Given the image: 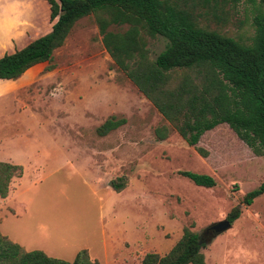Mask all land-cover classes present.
I'll return each mask as SVG.
<instances>
[{
    "label": "rangeland",
    "instance_id": "obj_1",
    "mask_svg": "<svg viewBox=\"0 0 264 264\" xmlns=\"http://www.w3.org/2000/svg\"><path fill=\"white\" fill-rule=\"evenodd\" d=\"M5 5L0 0V54L51 25L47 19L43 28L17 33L25 13ZM252 15L250 0H238L229 21L211 27L247 40ZM146 43L154 57L165 39ZM110 116L124 122L99 135ZM161 126L166 137L156 139ZM0 161L22 167L0 198V234L25 251L70 261L84 248L98 264H141L188 227L205 236V264H264V192L241 203L264 182V155L255 156L225 123L187 144L115 67L91 16L73 24L50 61L0 80ZM181 171L207 174L214 185H195ZM235 205L239 216L208 238L205 228Z\"/></svg>",
    "mask_w": 264,
    "mask_h": 264
},
{
    "label": "trees",
    "instance_id": "obj_2",
    "mask_svg": "<svg viewBox=\"0 0 264 264\" xmlns=\"http://www.w3.org/2000/svg\"><path fill=\"white\" fill-rule=\"evenodd\" d=\"M45 1L49 31L2 53L0 80H14L31 66L50 61L73 24L91 16L112 63L187 144L195 145L203 132L225 123L255 156L264 155V0H250L252 34L247 40L211 27L227 23L238 0ZM156 36L164 38L165 44L150 57L146 38ZM123 122L110 116L96 131L104 135ZM154 135L164 139L166 128H156ZM180 173L195 185H214L207 174ZM21 174L19 164L0 161V198L7 195L11 179ZM121 187L112 184L115 191ZM263 192L264 182L247 191L241 203L249 205ZM240 211L233 206L225 219L231 223ZM204 237L184 227L165 253H145L141 264H205ZM0 264L98 263L84 248L67 261L37 249L25 251L0 234Z\"/></svg>",
    "mask_w": 264,
    "mask_h": 264
},
{
    "label": "crops",
    "instance_id": "obj_3",
    "mask_svg": "<svg viewBox=\"0 0 264 264\" xmlns=\"http://www.w3.org/2000/svg\"><path fill=\"white\" fill-rule=\"evenodd\" d=\"M1 1H3V0H1ZM22 1L23 2H21V5H20L19 1L6 0V5H5V6H13V5L14 6L15 5L21 6V8L23 9V11L25 13V15L20 18V23H22V24H20L21 27H18L20 29H18L17 33L20 32L21 29L25 30L24 28H32L33 27L32 32L35 31L39 27L43 28L46 20L48 19V13H49L47 2L45 0H22ZM27 6H38V8L30 10L29 8H27ZM49 29H50V27H48L47 29L45 28V30L43 32L38 33V35L35 36L34 38L48 32ZM10 37L11 36H7L6 41H9L11 39ZM34 38H32V39H34ZM2 48H3V46L1 44L0 49H2ZM11 51H13V50H11ZM11 51H6V52H11Z\"/></svg>",
    "mask_w": 264,
    "mask_h": 264
},
{
    "label": "water",
    "instance_id": "obj_4",
    "mask_svg": "<svg viewBox=\"0 0 264 264\" xmlns=\"http://www.w3.org/2000/svg\"><path fill=\"white\" fill-rule=\"evenodd\" d=\"M231 225V223H229L225 218L218 220L216 222H213L211 224H209L204 232L205 234L209 235V236H215L218 233H220L221 231L229 228Z\"/></svg>",
    "mask_w": 264,
    "mask_h": 264
}]
</instances>
